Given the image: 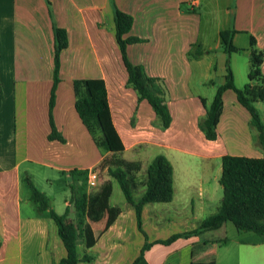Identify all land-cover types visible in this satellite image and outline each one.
<instances>
[{
  "label": "crops",
  "instance_id": "crops-1",
  "mask_svg": "<svg viewBox=\"0 0 264 264\" xmlns=\"http://www.w3.org/2000/svg\"><path fill=\"white\" fill-rule=\"evenodd\" d=\"M114 7L132 16L127 35L140 39L126 46L128 60L164 83L171 115L167 128L160 127L149 103L138 100L126 85ZM54 25L65 29L68 39L60 51L52 109L63 141L48 138ZM225 29L235 31L232 42L239 51L224 52L220 31ZM196 45L203 54L189 56ZM252 49L263 53L264 74V0H0V264H56L66 255L48 211H39L31 199L24 174L38 187L32 170L48 182L46 170L53 168L67 186L68 170L102 166L110 155L88 156L90 134L74 109L71 82L78 78L104 80L112 122L124 145L121 157L140 163V181L157 154L166 156L172 165L173 196L168 202L144 204L141 232L134 207L116 180L101 176L87 187L86 221L93 242L87 248L77 244V264H216L223 239L209 233L225 222L166 244L156 241L192 231L216 212L223 155L264 156L249 112L230 89L222 94L216 139H206L198 126L205 114L201 98L206 105L211 102L224 82L226 62L236 87L248 82ZM261 103L256 107L262 119ZM143 191L139 185L133 197ZM68 204L65 196L64 211ZM146 241L151 245L138 259ZM234 242L236 246L228 242L225 250L228 264H264V243Z\"/></svg>",
  "mask_w": 264,
  "mask_h": 264
},
{
  "label": "trees",
  "instance_id": "trees-1",
  "mask_svg": "<svg viewBox=\"0 0 264 264\" xmlns=\"http://www.w3.org/2000/svg\"><path fill=\"white\" fill-rule=\"evenodd\" d=\"M113 22L115 40L127 73L126 85L136 92L138 100L144 99L149 103L159 120L160 127L167 128L171 121V115L165 102L166 89L163 81L158 77L148 76L142 65L131 63L126 56V46L140 41L135 36L127 35L133 23L132 16L114 7ZM234 33L235 31L232 29L220 31V43L226 53L240 50L232 42ZM53 34L54 64L48 99L50 122L48 138L63 141V137L54 126L52 109L59 82L60 51L67 46L68 39L65 29L56 25L53 26ZM251 44H254L253 40ZM202 54L203 50L199 45L188 52L191 57H199ZM262 59L261 51L251 50L248 82L242 88L235 86L231 68L226 62L224 82L217 86L211 102L206 105L205 100L201 98L205 106V114L198 121V126L206 139L214 140L217 137L216 126L223 106L222 94L226 89H230L234 92L240 105L249 112L250 125L256 130V140L264 150V122L256 107L257 102H264V74L260 70ZM71 85L74 109L94 144L102 152H109L112 156L113 160L106 166L107 174L118 182L125 199L134 207L137 227L143 232L141 211L144 204L168 202L172 199V165L165 155L157 154L148 164L143 181H140L137 176L140 171V163L127 161L121 157L124 145L112 122L104 80L101 78H78L72 80ZM87 171V169L78 168L67 171L70 197L69 204L62 214L56 213L50 207L45 192L38 189L27 176L23 177V181L30 189L31 199L37 204L39 211H48L65 248L66 255L56 264H77L79 261L76 251L77 244L81 242L86 248L92 245V229L86 221ZM219 183L222 188V197L215 213L203 219L192 231L173 234L165 240L156 242L166 244L176 237L217 229L224 222L230 221L237 230L251 232L247 237L240 239L241 243H264V156L253 158L223 155ZM139 185L144 187V191L138 199H135L133 191ZM71 211L73 217H69ZM150 245V242H145L138 259ZM189 264L203 263L191 262Z\"/></svg>",
  "mask_w": 264,
  "mask_h": 264
},
{
  "label": "rangeland",
  "instance_id": "rangeland-1",
  "mask_svg": "<svg viewBox=\"0 0 264 264\" xmlns=\"http://www.w3.org/2000/svg\"><path fill=\"white\" fill-rule=\"evenodd\" d=\"M242 56V55H241ZM242 58V57H239ZM261 105L263 106L262 108H264V102L261 103ZM261 108V113L263 114V110ZM262 120L264 121V116L262 118ZM88 144H89V148H88V152H89V158H92L93 156H95V153H101L102 150L99 149L92 141L90 135H88ZM87 144V145H88ZM36 149L38 147L37 152H40V146H35ZM73 147V146H72ZM35 151V149H33ZM113 160L111 155H106L105 156V163H103V165L101 166V171H100V178L103 175L107 174V169L106 166L110 163V161ZM105 168V169H104ZM32 176L34 178L35 183H37L38 185V189H40L41 191H44L45 194L48 196V198H50V200L52 201L53 204V209L57 212V213H63L64 211V198L66 196V198L69 199L70 197V190L68 188V186L64 185V177L62 174L57 173V171L52 169H47L46 173L48 175V177L50 178V180L44 181V179L40 178V174L38 170H32ZM27 174H24V176H26ZM115 185L118 188V183L116 181ZM118 190V189H117ZM120 193V191H117ZM222 195V194H221ZM70 217H73V212H70ZM211 236L213 237H219L221 239H223V241H221L220 243H222L223 245L219 246L217 245V250L219 252V257H218V261L216 262V264H228V251H225L226 248H228V242L229 244H231L232 246H236L235 244V240L237 238H244L247 237L248 235L251 234V232H245V231H239L235 228V226L232 224V222L230 221H226L225 225L215 231H211V233H209ZM224 243H227L226 246H224ZM209 264V263H208Z\"/></svg>",
  "mask_w": 264,
  "mask_h": 264
},
{
  "label": "built area",
  "instance_id": "built-area-1",
  "mask_svg": "<svg viewBox=\"0 0 264 264\" xmlns=\"http://www.w3.org/2000/svg\"><path fill=\"white\" fill-rule=\"evenodd\" d=\"M87 170V187H93L96 185L98 179L100 178L101 166H92Z\"/></svg>",
  "mask_w": 264,
  "mask_h": 264
}]
</instances>
